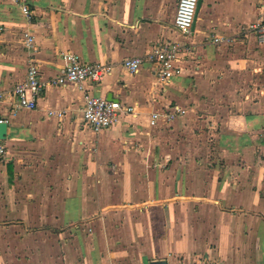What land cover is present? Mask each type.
<instances>
[{"label": "crops", "instance_id": "1", "mask_svg": "<svg viewBox=\"0 0 264 264\" xmlns=\"http://www.w3.org/2000/svg\"><path fill=\"white\" fill-rule=\"evenodd\" d=\"M177 2L27 0L28 24L0 0V91L30 62L52 80L72 53L112 66L90 94L134 109L95 133L74 84L15 116L0 104V264H264V43L249 30L264 0H201L186 35ZM165 41L182 45L168 84L123 66Z\"/></svg>", "mask_w": 264, "mask_h": 264}, {"label": "built area", "instance_id": "2", "mask_svg": "<svg viewBox=\"0 0 264 264\" xmlns=\"http://www.w3.org/2000/svg\"><path fill=\"white\" fill-rule=\"evenodd\" d=\"M20 7L26 22L30 24L31 12L27 0H15ZM198 0H178L174 18V28L181 34H188L194 24ZM249 30L253 32L260 43H264V22L253 23ZM214 43L223 42L222 38L215 37ZM23 45L26 50H34L35 40L32 30L23 32ZM182 45L176 41L158 42L152 46L144 57L124 60L123 66L131 73L139 71L144 62L152 66V72L157 81L168 84L174 76L179 75L182 69L176 64L181 53ZM66 67L60 74L49 81L40 79L39 68L36 63L30 62L27 66L24 79L14 85L9 92L0 91V104L10 100L11 115L15 116L21 110H34L40 92L49 85L66 86L74 84L83 93V120L95 133H99L115 125L121 115L131 114L132 107L116 104L107 99L90 94L88 86L99 83L112 71V66L104 63L86 64L72 53L64 55ZM178 106L170 108L165 115L166 120H173L181 113ZM160 115L153 113L151 125H156ZM0 122H3L0 120ZM6 148L0 140V159L6 156Z\"/></svg>", "mask_w": 264, "mask_h": 264}, {"label": "water", "instance_id": "3", "mask_svg": "<svg viewBox=\"0 0 264 264\" xmlns=\"http://www.w3.org/2000/svg\"><path fill=\"white\" fill-rule=\"evenodd\" d=\"M201 0H198L197 10L200 7ZM8 129V124L6 122H0V140H4L6 138V133Z\"/></svg>", "mask_w": 264, "mask_h": 264}, {"label": "rangeland", "instance_id": "4", "mask_svg": "<svg viewBox=\"0 0 264 264\" xmlns=\"http://www.w3.org/2000/svg\"><path fill=\"white\" fill-rule=\"evenodd\" d=\"M258 22H259V21H258ZM260 22H261V21H260ZM216 98H217V96H214L213 99H212L214 105L216 104ZM228 98H230V96H228ZM229 105H230V104H229ZM197 132H199V131H197Z\"/></svg>", "mask_w": 264, "mask_h": 264}]
</instances>
